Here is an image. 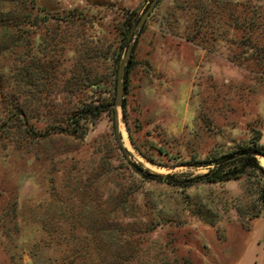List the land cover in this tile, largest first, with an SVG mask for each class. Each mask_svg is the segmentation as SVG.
Wrapping results in <instances>:
<instances>
[{
  "label": "rangeland",
  "instance_id": "374dc122",
  "mask_svg": "<svg viewBox=\"0 0 264 264\" xmlns=\"http://www.w3.org/2000/svg\"><path fill=\"white\" fill-rule=\"evenodd\" d=\"M24 2L6 7L39 24L24 26L28 44L1 55L0 70L44 66L45 79L22 87L39 129L98 96L115 104L133 46L126 116L119 109L130 154L115 112L80 137L0 132V264H116L131 253L121 264H264V158L235 180L193 181L264 150V65L243 45L249 7L264 12V0H159L127 47L126 19L140 21L153 0ZM134 163L187 183L149 181Z\"/></svg>",
  "mask_w": 264,
  "mask_h": 264
},
{
  "label": "trees",
  "instance_id": "16d2710c",
  "mask_svg": "<svg viewBox=\"0 0 264 264\" xmlns=\"http://www.w3.org/2000/svg\"><path fill=\"white\" fill-rule=\"evenodd\" d=\"M24 0H0V56L6 54L7 52H14V48L22 47L23 45L28 44V38L24 32V26L27 23L33 25V27L38 26L39 22L37 18L35 20L27 21L25 16H20L15 12L13 8L15 5H23ZM6 5L13 6L10 9H7ZM256 7V6H255ZM254 5H250V21L249 23L244 20V28L248 26V34L250 39V44H243L247 47H250V50L254 51L253 61L264 65V12L260 9H256ZM139 22V18L135 14H131L126 19V29L124 34L125 47H127L128 38L133 29H135L136 24ZM16 30V31H14ZM250 30V32H249ZM27 34V32H26ZM262 40V42L260 41ZM30 45V44H29ZM28 46V45H27ZM120 60L117 59V62ZM232 62L236 63L239 66H244L242 63H237L235 60ZM36 65V66H35ZM133 66L131 62L128 66L130 69ZM4 68V67H3ZM45 72V73H44ZM46 70L42 64L34 63V66H21L19 67L12 76L5 73V71L0 70V132L2 133H11L13 129L17 133H26L33 135H40L55 133V134H66L74 137H80L85 135V126L87 122H94L102 116L104 113L115 112L114 99H106L98 96L94 102L85 103L81 108L77 109L74 112L66 114L57 123L48 126L45 129H39L35 124L31 123V119L37 120L40 119L41 114L37 113V110L29 108L25 99L22 100L24 93L22 92L23 85L29 83V85H36L37 80L32 78H38L40 80L45 79ZM34 81V82H33ZM12 85H18L16 88L11 87ZM93 86L99 88L100 82L95 79L92 83ZM18 88L20 90H18ZM35 95L34 98H36ZM37 99V98H36ZM123 114L126 116L125 104L123 106ZM45 116V114L43 115ZM130 135V134H129ZM131 138V136H130ZM132 140V139H131ZM133 142V140H132ZM249 152H258L264 155V150L258 146L256 143L254 146L249 149H243L240 152H237L229 158L226 162L216 164L215 168L208 174L199 176L193 181H205L209 183H221L228 182L231 180L238 179L241 177L246 168H258L259 164L256 157H239V155L246 154ZM237 155V156H236ZM147 161L152 164H155L149 158L143 156ZM156 165V164H155ZM189 166H195L196 164H188ZM207 164L206 166H210ZM161 166V165H158ZM179 166H184L183 164L172 166L176 168ZM186 166V165H185ZM133 167L138 173L145 179L149 181H161L169 184L176 183L177 186H183L186 181H177L175 182V175H160L144 167L143 164H133ZM164 167V166H162ZM264 198V196H263ZM76 256V255H75ZM78 256V255H77ZM75 258L85 259V255H80ZM136 256L134 253H131L127 256V259L120 258L117 254L115 261L116 264H121L122 261H134ZM104 264V263H102ZM107 264V263H105Z\"/></svg>",
  "mask_w": 264,
  "mask_h": 264
},
{
  "label": "water",
  "instance_id": "95a60500",
  "mask_svg": "<svg viewBox=\"0 0 264 264\" xmlns=\"http://www.w3.org/2000/svg\"><path fill=\"white\" fill-rule=\"evenodd\" d=\"M159 0H153V2L150 4L149 8L146 10V12L144 13V15L141 17V20L139 21L138 25H137V29H141L142 26L145 24L146 20L149 18L150 14L153 12V10L155 9L157 3ZM134 33V29L131 31L130 36H129V40L131 39L132 35ZM132 49L133 46L130 45L128 47L127 53L124 57V59L121 60V66L118 70V78H117V94H116V99H115V114H114V126H115V134L121 144L122 150L124 152V154L126 156H128L130 154V151L125 147L124 143H123V139H122V134H121V130H120V113H119V109L123 110V106H124V94H125V85L123 83V79H124V73L126 70V66L128 64V62L131 59L132 56ZM123 114V111H122ZM261 156L262 158H264V155L258 153V152H249L246 154H242L237 156L236 158L239 157H258ZM152 171V170H151ZM155 172V171H153ZM157 173V172H155ZM160 174V173H157ZM163 176H166L165 174H160ZM260 177L262 179H264V170L261 171L260 173Z\"/></svg>",
  "mask_w": 264,
  "mask_h": 264
}]
</instances>
